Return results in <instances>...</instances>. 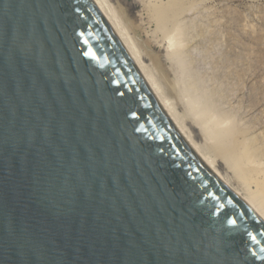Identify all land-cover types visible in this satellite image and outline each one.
I'll use <instances>...</instances> for the list:
<instances>
[{
  "label": "water",
  "instance_id": "obj_1",
  "mask_svg": "<svg viewBox=\"0 0 264 264\" xmlns=\"http://www.w3.org/2000/svg\"><path fill=\"white\" fill-rule=\"evenodd\" d=\"M0 264H264L103 0H0Z\"/></svg>",
  "mask_w": 264,
  "mask_h": 264
},
{
  "label": "rangeland",
  "instance_id": "obj_2",
  "mask_svg": "<svg viewBox=\"0 0 264 264\" xmlns=\"http://www.w3.org/2000/svg\"><path fill=\"white\" fill-rule=\"evenodd\" d=\"M110 1L133 27L141 46L147 47L150 57L164 62L171 77L181 79L186 69L195 77L194 92L189 90L181 96L178 110L188 101L199 108L210 95L215 103L212 121L221 125L235 121L248 129V135L259 138L263 152L259 161L264 166V0H184L185 11L177 15L171 33L185 45L181 51L185 68L177 59L166 56L163 31L152 15L151 7L167 0ZM187 125L199 141V129L190 122ZM217 168L225 174L222 164ZM227 172L239 190L238 180Z\"/></svg>",
  "mask_w": 264,
  "mask_h": 264
},
{
  "label": "bare ground",
  "instance_id": "obj_3",
  "mask_svg": "<svg viewBox=\"0 0 264 264\" xmlns=\"http://www.w3.org/2000/svg\"><path fill=\"white\" fill-rule=\"evenodd\" d=\"M103 1L114 15L116 25L120 28L128 46L135 52L159 97L169 107L179 125L216 168L219 164L223 165L226 171L224 172L225 174L221 173V175L244 202L264 221V166L259 161V158L263 155L259 145V138L256 139L255 136L251 137L248 135V129L234 124L235 121L229 120L227 124L224 122L226 125H221L217 120L212 121L211 115L213 113L211 111L215 109V103H213V99H210L209 94H206L209 95L208 100L200 98L203 102L199 108H196L195 102L192 104L188 101L183 105L182 110L179 111L177 101L181 96L186 95L187 91L192 90L194 92L196 88L195 84H197V81L193 74L186 69L187 71L185 70V74L183 73L181 79L171 77L165 68L164 62L161 59L154 58L152 55L150 57L147 47L141 46L135 37L133 27L125 21L121 10L110 0ZM185 2L187 1L167 0L165 3L155 4L151 7L152 15L163 31V40L166 43V56L171 59L172 57L177 59L182 65H180L181 68L184 67L181 51L184 50L185 45L177 41L173 30L176 28L177 15L185 11ZM182 34L184 35L185 32L182 31ZM167 49H169L168 52ZM238 73L242 72L238 71ZM196 90H198V87ZM194 96L195 94L193 93V98ZM189 122L199 129L201 139L197 142L189 129V125H187ZM227 171L231 172L235 179L238 180L241 186L239 190L232 185L231 177Z\"/></svg>",
  "mask_w": 264,
  "mask_h": 264
},
{
  "label": "snow or ice",
  "instance_id": "obj_4",
  "mask_svg": "<svg viewBox=\"0 0 264 264\" xmlns=\"http://www.w3.org/2000/svg\"><path fill=\"white\" fill-rule=\"evenodd\" d=\"M254 239V238H253Z\"/></svg>",
  "mask_w": 264,
  "mask_h": 264
}]
</instances>
